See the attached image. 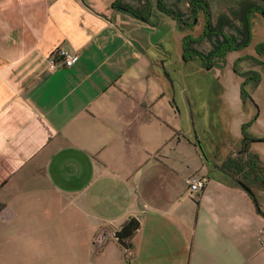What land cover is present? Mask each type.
Segmentation results:
<instances>
[{"label": "crops", "instance_id": "1", "mask_svg": "<svg viewBox=\"0 0 264 264\" xmlns=\"http://www.w3.org/2000/svg\"><path fill=\"white\" fill-rule=\"evenodd\" d=\"M115 1L0 0L1 220L13 206L76 207L91 264H158L160 242L168 264H264V213L233 182L207 177L195 221L164 210L183 129ZM61 48L79 61L51 71ZM131 218L126 253L112 235Z\"/></svg>", "mask_w": 264, "mask_h": 264}, {"label": "rangeland", "instance_id": "2", "mask_svg": "<svg viewBox=\"0 0 264 264\" xmlns=\"http://www.w3.org/2000/svg\"><path fill=\"white\" fill-rule=\"evenodd\" d=\"M99 1L104 3V0ZM193 1L197 0H161V9L172 12L180 20L161 13L157 8L158 0H121V3L145 17L141 21L124 13L132 39L146 58L156 60L160 67L176 123L183 129V138H175L173 149L176 172L162 182L163 189L170 183L163 196L164 210H171L175 216L190 215L195 221L198 196L188 192L184 183L187 177L194 174L192 177L207 179L209 175H217L232 183L222 175L220 168L229 157L237 158L244 150L258 155L264 167V143L256 142L264 139V48L259 51V46L264 44V1L201 0L209 5L210 25L203 10L195 14ZM246 2H255L263 9V13L252 15V39L247 47L227 52L224 60L213 61L211 68H203L197 58L189 62L183 60L186 36L203 38L192 45V49L204 56H209L223 41V37L213 36L214 31L241 39L238 31L242 30L239 21L244 17L241 4ZM222 16L227 19L220 29L218 20ZM208 30L211 33L206 37ZM246 38L243 33L241 40ZM165 116L168 117L166 113ZM245 125L250 138L247 144L243 143ZM195 137L206 151L210 165L202 158ZM199 165L202 170L195 172ZM250 187L256 198V209L263 214L264 185L256 183ZM173 198L175 203L168 200ZM10 209L11 217L0 218V264H91L92 223L77 213L76 207L47 204ZM61 211L64 212L61 214ZM156 229L162 228L157 225ZM154 252L159 253L162 260L157 258L158 264H168V248L164 242H160V248Z\"/></svg>", "mask_w": 264, "mask_h": 264}, {"label": "trees", "instance_id": "3", "mask_svg": "<svg viewBox=\"0 0 264 264\" xmlns=\"http://www.w3.org/2000/svg\"><path fill=\"white\" fill-rule=\"evenodd\" d=\"M264 1V0H261ZM161 0H158V6L157 8L161 11V13L172 16L175 19L180 20V17L175 16L170 11H165L161 9L160 5ZM243 6L241 12L243 13V19L239 22H241L242 30L239 31V37L242 39V34L247 37L246 40L242 41L238 37H228L225 34H223L221 31H214L212 32L213 36L216 37H223V41L220 45L216 46V49L212 53H210L209 56H204L203 54L197 52L196 50L192 49V45L200 43L201 39H196L192 36H186L183 39V60L185 62L192 61L194 58L199 59L201 61L203 68H211V65L213 61L219 59L224 60L226 53L231 52L237 49H242L247 47L252 39L251 34V26H252V15L255 13H263V9L260 7V5L256 4L255 2H249L246 4H241ZM191 6L197 14L199 11L203 10V12L206 14V22L208 25H210V17L211 14L209 12V5L201 0L193 1L191 3ZM112 9L120 11L125 14H129L131 16H134L136 19L144 21L145 17L139 12L133 8H131L128 5H124L121 3V0H116L112 4ZM225 17H220L218 20L219 28L222 29L226 24ZM211 33V30H208L205 33V36L208 37V35ZM260 50H263L264 44L259 46ZM262 52V51H261ZM247 125H245L243 132H244V139L243 143L247 144L250 141V138H248V134L246 133ZM220 172L222 175H224L227 179L231 180L234 184L239 186V183L242 182L251 189V184L261 183V185H264V167H262V162L258 155L250 153L248 150L242 151L237 158L229 157L223 164V166L220 168ZM250 184V185H249ZM253 201L256 202L255 196H250ZM5 209L4 205L0 204V213L3 212Z\"/></svg>", "mask_w": 264, "mask_h": 264}, {"label": "built area", "instance_id": "4", "mask_svg": "<svg viewBox=\"0 0 264 264\" xmlns=\"http://www.w3.org/2000/svg\"><path fill=\"white\" fill-rule=\"evenodd\" d=\"M79 56L76 52L61 48L50 59L49 69L56 71L60 68H70L76 65ZM187 189L191 194L199 195L203 192L207 185V179L204 177H191L185 182ZM260 241L264 245V232L261 233Z\"/></svg>", "mask_w": 264, "mask_h": 264}, {"label": "water", "instance_id": "5", "mask_svg": "<svg viewBox=\"0 0 264 264\" xmlns=\"http://www.w3.org/2000/svg\"><path fill=\"white\" fill-rule=\"evenodd\" d=\"M165 76L167 75L165 74ZM195 138H196V144L201 152L202 158L208 165H210L211 163H210V160L208 159L206 151L204 150L199 139L197 137ZM256 142L264 143V139H261V140L259 139ZM239 186L245 192H247L250 196L254 197L252 190L249 187H247L244 183L240 182ZM139 228H140V223L138 222V220L136 218H131L129 222L121 230L115 232L112 235V238L116 240L117 244L121 246L126 253H129L130 252L129 240L134 235V233L139 230ZM103 237H104V234H101V237H100L101 239H98V242H102Z\"/></svg>", "mask_w": 264, "mask_h": 264}]
</instances>
